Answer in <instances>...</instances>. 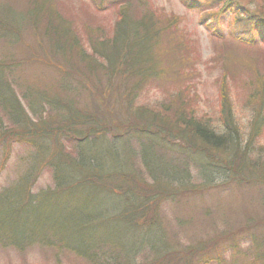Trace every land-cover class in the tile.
Wrapping results in <instances>:
<instances>
[{"label": "trees", "instance_id": "16d2710c", "mask_svg": "<svg viewBox=\"0 0 264 264\" xmlns=\"http://www.w3.org/2000/svg\"><path fill=\"white\" fill-rule=\"evenodd\" d=\"M213 1L222 4L221 13L229 10L235 20L247 21L251 26L250 32H256L264 40L263 14L253 13L247 6L240 4L239 0ZM111 2V7L104 8H114L117 18L107 28L94 15V20H84L83 26L78 27L77 17L71 15L67 0L28 1L23 25L32 26L31 30L37 35L35 40L40 42L44 59H49L46 63L56 73H60V78L51 79L50 84L38 81L26 84L12 80L10 67L13 64L27 63L23 58L0 62V74L6 82L4 88L7 90L4 92L3 85H0V142L7 143L8 146L18 143L24 145L27 142L33 145L30 156L21 159L28 163L29 169L15 179L17 189L21 192L5 200V194L0 191V225L3 230L0 233V247L25 251L37 246L43 252L54 249L57 254L64 253L70 259L69 262L78 258L77 264H148L136 263L130 255L133 249L122 247L116 240L98 245H87L84 242L80 246L76 243L64 244L61 241L60 218L54 210L51 213L49 208L46 210L49 202L45 204L44 217L50 213L49 217L53 216V219L46 220V231H41L39 220L35 222L36 226L32 231L26 230L24 226L30 218H34L29 212V204L38 205V202L47 199L42 196L44 194L54 197L49 200L52 202L63 201L66 196L72 202L79 200L75 192L77 186L89 184L99 189L110 185L109 192L122 202V211L114 213V216L106 215L107 218L104 219L82 222L81 229L86 230L91 225L99 227L105 221L126 216L130 217L129 220H134L141 215L143 230L159 226L164 235L150 242L161 246L147 245L144 249L139 246L135 249L136 253L140 252L139 249L141 253L155 251L156 247L158 252L151 261L152 264H193L192 257L185 258L182 250L173 246L175 242L177 245L180 243L176 240H179L181 232L188 230L187 224H182L176 218L180 227L174 226L176 231H170L164 215L165 202L180 201V191L176 189L184 187L183 180L188 177L191 166L196 165L193 162L195 156L208 158V162L197 159V166L202 174L211 177L212 173V179L220 176L225 181L233 176L240 181L245 180L244 176L259 165L254 160V152H264V146L258 145L262 138L261 131L264 130L261 126L264 119V77L260 72L254 76L250 66L243 68L250 74L243 77L242 89L243 92L251 91L246 96V102L251 109L258 107L254 115L259 117L260 127V130L252 128L251 137L246 143L243 138L245 131L241 129L242 119L233 116L234 97L228 93L226 74H223L220 84L221 117L226 126L223 132H217L209 118L197 115L195 96L186 91L184 85L178 84V93L170 98L150 105L141 104L138 101L140 96L147 91L149 84L156 82L155 85H159L157 76L163 72L153 61L157 63V58L165 61L167 69L171 67L179 75L185 76L187 68L184 61H187L189 52L182 53L178 50L177 53L172 51V54L168 52L164 56L160 54L161 49L169 48L176 41L170 30L174 27V22L152 0ZM239 15L243 17L239 18ZM205 18L208 20L206 15ZM214 20L216 19L211 18L206 27L212 28ZM0 24L4 25H0V38L6 39L11 47L21 41L23 25L10 24L4 18H0ZM211 36L223 48L225 46L226 51L228 38L221 41L216 34L211 33ZM244 37L242 36L243 39ZM251 38L254 42L259 41L257 37ZM240 42L242 54L248 57L243 64L256 62L264 52L263 49L254 55H248L246 46H253L254 43L245 40ZM29 50L31 51H27V55L30 56H26L32 57L33 61L38 60L37 50L33 46ZM165 67L162 65V68L166 69ZM233 71L236 72V69ZM103 77L107 82L104 93L99 94L96 91H100L102 87L98 81ZM234 78L235 75L232 76L233 80ZM166 88L167 85L164 90ZM36 91L40 92L37 93V100L34 98ZM81 95L90 97L89 100L93 103L97 101L90 110L82 109L86 104L81 105ZM114 101L122 104L124 111L116 113L113 110ZM242 118L244 120L245 117ZM98 144L101 146L98 147ZM204 148L207 149V155H201ZM120 157L123 160L117 165L116 161ZM141 163L144 169H141ZM43 165L52 170L55 187L36 193L38 170ZM67 168L73 169L68 173ZM35 172L38 174L35 175ZM184 174V179H181ZM259 180L257 182L263 181ZM56 192L58 194H53ZM148 197H151V201L146 203ZM5 201L16 204L10 208L12 212L3 213L1 205ZM193 250L194 254L200 251L195 246L190 251ZM47 254L45 255L48 256ZM258 258L254 256L253 260L257 261ZM56 260L59 263V259Z\"/></svg>", "mask_w": 264, "mask_h": 264}, {"label": "rangeland", "instance_id": "374dc122", "mask_svg": "<svg viewBox=\"0 0 264 264\" xmlns=\"http://www.w3.org/2000/svg\"><path fill=\"white\" fill-rule=\"evenodd\" d=\"M28 1L0 0V18L6 19L10 24L22 26L25 22L24 12H26ZM67 2L70 6L71 15L77 17L78 27L83 26L84 20H94L92 15L98 17L107 28L116 21V10L114 8H104V6L111 7V0H67ZM152 2H155L160 9H164L174 22V27L170 30L174 33L173 36L176 41H173L169 48L164 47L161 49L160 54L164 56L165 53L170 52L172 54V51L177 53L178 50L182 53L189 52V55L186 56L187 61H184L187 70L185 76L179 75L177 70L174 71L171 67L169 69L165 67L164 63L167 62L160 61L157 58L158 64L154 61L153 63L158 66L159 70H163L162 73H159L160 76H157L156 81L159 82V85L156 86V82L149 84L146 88L147 91L145 90L146 92L140 96V99L138 98V101L145 105L153 104L152 102L157 103V101L170 98L171 95L178 93V84L184 85L186 91L195 96L197 115L209 118L213 128L217 132H223L226 126L223 124L221 117L220 84L223 80V74H226V84L229 86L228 93H231L234 97L232 100L233 116L236 119H242L241 129L245 131L243 138L245 139L244 143H246L251 137L252 128L260 130V127L258 124L259 117L254 115L255 109H258V107L251 109L246 102L248 99L246 96L251 91L243 92L242 89L243 77L250 74L248 70L243 68L250 66L253 68L254 76H257L260 72L264 77V52L261 53V57L256 62L252 61L248 65L243 64L248 57L242 54L243 47L239 44L241 43L239 36L251 35L253 38H259V35L254 31L250 32L251 26L247 21L235 20L234 15L232 12L229 13V10H224L221 13L222 4H216L213 0H152ZM239 2L247 6L253 13L264 15V0H239ZM190 3H192V6ZM97 4H101V6ZM203 13L208 18V20L206 19L207 22H210L211 18L216 19L214 21L219 26L216 28L218 33L216 35H221L219 37L221 41L225 39L222 36L227 35L228 46L226 51L225 46L223 48L219 41L211 36L213 31L207 28V22L201 19ZM242 17L239 15V18ZM80 21L82 22L80 23ZM0 25L4 26L3 24ZM5 27L12 29L9 26ZM31 28L32 26L23 25L21 28V41L16 42L12 47L5 41L6 39L0 38V62L23 58L27 60V63L13 64L10 67V78L12 80L26 84L34 83V81L41 84H50L51 79L60 78V73H56V70L46 63L49 59H44L40 42L35 40L37 35L32 32ZM251 42L254 43L253 46H246L248 55H254L255 52L264 49V40L261 38L257 42L253 40ZM31 46L37 50L39 55L36 58L38 60L33 61L32 57H27L30 56L27 55V51H31L29 50ZM236 46L239 48H236ZM233 48L235 49L233 50ZM162 65L166 69L162 68ZM234 68L236 72L233 71ZM171 69L173 71L169 73ZM233 75H235L234 80L232 79ZM169 76H171L170 79ZM100 80L98 83L102 89L96 91L99 94L104 93L103 89L105 82H107L104 77ZM1 84L3 85L2 90L6 92L7 90L4 88L6 82L0 74ZM166 85L167 88L164 90ZM37 93L40 92L36 91V94H34L35 100L39 98ZM89 98L86 95L80 96L81 105L86 104L82 107L84 111L90 110L92 104L97 102L93 103ZM9 100L12 101L11 98ZM23 103L28 107L25 101ZM80 103L78 101V106ZM114 103L113 110L116 113L119 110L124 111L122 104L115 101ZM242 116L245 117L244 120ZM261 126L264 128V119L261 121ZM157 127H160V125L157 124ZM162 128L165 127L162 126ZM261 133L262 138L259 139L258 145L264 146V130ZM32 146L30 142L24 145L18 143L9 146L7 143L0 142V191L5 194V200L17 192H21L17 189L15 179L29 169L28 163L22 162L21 159L24 156L26 158L30 156L33 151ZM100 146L98 144V147ZM91 148L93 149L92 146ZM201 151V155L208 154L205 148ZM254 153V160L259 165L254 166L253 171L245 175V180L241 181L236 179V176L229 178L228 181L220 176H215L212 179V173L211 177L205 176L202 174L201 169H198L197 159L208 162V158L193 157V162L196 165L191 166L187 178L184 179L185 174L182 176L184 187L176 189L180 191V201L165 202L164 215L168 221L167 223H169L168 228L170 231L172 229L176 231L174 226H179L178 221L187 224L188 230L181 232L179 240H176L180 243L177 245V242H175L173 246L174 248L179 247L182 254H185V258L192 257L193 264H264V152ZM209 155H211L210 151ZM122 160V157L118 158L116 164L120 165ZM72 169L67 168L68 173ZM141 169H144L142 163ZM38 172V181L35 185L36 193L55 187L52 170L49 166H41ZM37 174L35 172V175ZM76 176L77 174H75V178ZM259 179L263 181L257 182L260 181ZM109 188L110 185L102 186L99 189L89 184L82 187L77 186L75 192L79 200L77 201L75 198L76 201L72 202L68 201V196L63 201L55 200L52 202L49 200L54 197L44 194L42 196L47 197V199L42 200L41 203L38 202V205L29 204V212L34 218H30L24 226L26 230L32 231L36 226L35 222L39 220L42 226L41 231H46V220L53 219V216L49 217V215L54 210L61 221L60 231L62 233L60 234L62 235L61 241L64 244L76 243L80 246L84 242L87 245H98L102 242L111 243L112 240H116V243H120L122 247L125 246L129 250L133 249L130 255L136 263L148 262V264H152L151 261L154 260L158 252L156 247L161 245L155 242L151 244L150 242L154 238L163 236L164 233L159 226L148 231L143 230L144 227L140 224L141 215L134 220H129L130 217L126 216L122 219L116 218L115 221L113 219L105 221L99 227L91 225L86 230L81 229L82 222L104 219L107 218L106 215L113 214L114 216V213L122 211V202L109 192ZM73 197H75V193ZM123 199L127 200L126 198ZM150 199L151 197H148L146 203L151 201ZM46 203L48 204L46 210L49 208L50 213L44 217ZM15 206L14 202L5 201L1 208H3V213H10L12 212L10 208ZM149 216L153 217L152 215ZM189 222H192L190 226H188ZM2 231L0 225V233ZM147 245L156 246L155 251L141 253V249H144ZM139 246H141L140 252L136 253L135 249ZM193 246L200 249V251H196L194 254V250L190 251ZM56 252L54 249L43 252L37 246L28 248L25 251H19L17 248L5 249L0 247V264H77L78 258L69 262L70 259L64 253L57 254ZM43 253H48V256L45 254L44 256ZM253 254L259 257L257 261L253 260ZM56 259H59V263Z\"/></svg>", "mask_w": 264, "mask_h": 264}]
</instances>
